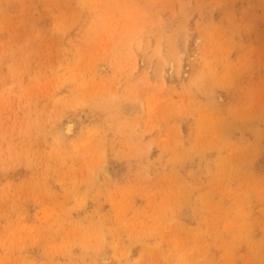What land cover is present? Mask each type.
<instances>
[{
	"label": "rangeland",
	"instance_id": "374dc122",
	"mask_svg": "<svg viewBox=\"0 0 264 264\" xmlns=\"http://www.w3.org/2000/svg\"><path fill=\"white\" fill-rule=\"evenodd\" d=\"M0 264H264V0H0Z\"/></svg>",
	"mask_w": 264,
	"mask_h": 264
}]
</instances>
